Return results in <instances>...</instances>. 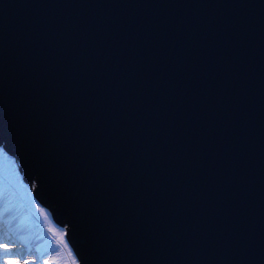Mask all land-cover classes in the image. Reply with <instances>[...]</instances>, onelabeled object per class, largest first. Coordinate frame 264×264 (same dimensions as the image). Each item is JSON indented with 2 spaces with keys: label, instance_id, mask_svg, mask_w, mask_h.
<instances>
[{
  "label": "water",
  "instance_id": "obj_1",
  "mask_svg": "<svg viewBox=\"0 0 264 264\" xmlns=\"http://www.w3.org/2000/svg\"><path fill=\"white\" fill-rule=\"evenodd\" d=\"M0 145L78 264H264V0H0Z\"/></svg>",
  "mask_w": 264,
  "mask_h": 264
},
{
  "label": "rangeland",
  "instance_id": "obj_2",
  "mask_svg": "<svg viewBox=\"0 0 264 264\" xmlns=\"http://www.w3.org/2000/svg\"><path fill=\"white\" fill-rule=\"evenodd\" d=\"M0 223V264H78L65 238V225L54 222L23 179L15 158L1 145Z\"/></svg>",
  "mask_w": 264,
  "mask_h": 264
},
{
  "label": "trees",
  "instance_id": "obj_3",
  "mask_svg": "<svg viewBox=\"0 0 264 264\" xmlns=\"http://www.w3.org/2000/svg\"><path fill=\"white\" fill-rule=\"evenodd\" d=\"M0 227H1V223H0ZM0 230H1V229H0ZM2 230H3V229H2ZM1 233H2V231H1ZM2 234H6V233L3 232Z\"/></svg>",
  "mask_w": 264,
  "mask_h": 264
}]
</instances>
